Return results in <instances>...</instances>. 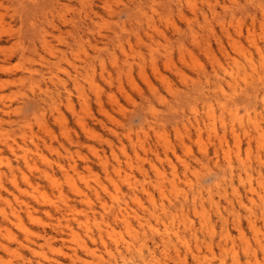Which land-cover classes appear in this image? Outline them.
Returning a JSON list of instances; mask_svg holds the SVG:
<instances>
[{
    "label": "rangeland",
    "instance_id": "rangeland-1",
    "mask_svg": "<svg viewBox=\"0 0 264 264\" xmlns=\"http://www.w3.org/2000/svg\"><path fill=\"white\" fill-rule=\"evenodd\" d=\"M21 1L23 3H20V0H3L0 6V168L3 170L0 175V186H2L1 190L8 199V202L0 199V264H17L22 255L30 258L29 260L32 259L34 264H59L58 261L63 264H101L97 261L96 255L103 253L105 256V253L103 252V245L98 239L95 242L88 240L89 238L84 232L85 229L79 227L76 221L72 220L74 228L88 242L90 248L94 249L96 255L78 247L77 255L79 256H71V258L62 251L71 253L74 243L69 241V238H67L68 241L62 240L57 234L59 227L56 225L58 220H60L61 225L66 222L61 215L64 210L60 211L63 200L67 199L72 203L75 214L83 218L86 214L90 215L93 208L98 212L101 211L100 204L102 202H107V206H115L116 202L113 201L115 194H121V200L125 197L129 210H134L144 220L145 218L148 219V222H142L144 228H140L138 220H142V218L131 217L138 234L146 233L147 245L151 246L152 241L157 239V235H152L147 225L159 226L162 229L165 224L170 223L171 219L172 224L179 227L181 235H186V238L189 239L191 247L187 251L185 246L181 243L178 244L179 241L172 236L171 244H168L169 253L164 264H184L181 262L183 259L186 264H197V260L189 252H195L196 249L194 247L195 241L189 236L188 228L190 226L196 227L197 229H194L200 239L198 241L202 242L209 241L207 228L200 225V217L193 214L192 211H188L186 206L182 207L183 210H181L179 201L184 192L190 197L191 188L197 187L198 184L202 190V200L206 212H208L205 214L207 218L209 216L208 225L214 228V237L217 238L221 230V219L217 215V212H220L227 218V227L232 232L235 241L239 243L237 229L232 223L234 214L239 213L243 229L251 245L256 249L257 262L250 264H263L262 250L256 246L246 224L247 207L256 209L259 200L256 193H254L252 203L247 200L244 184L250 181L255 187V192L264 193V147L257 150L256 144L253 142L251 149L247 151L245 138L241 136L240 157L243 162L247 163L246 169L241 168L240 164L237 163L235 155L232 156L234 171L241 173L242 179L233 175V186L238 189L239 195L245 201L246 206H242L238 203L230 183L224 182L220 187L214 185L216 179L225 174V170L222 172L225 167L222 155L219 154L216 157L213 152L214 143L218 140H216L217 135L214 134V136L212 135L213 132L204 130L200 140L197 141L195 135H185L182 128L181 135L184 142L181 143L178 140L179 136L175 135L171 123L174 121V115V119H178V116L183 115V113L190 115L194 105L200 107L201 92L207 88L208 84L215 82L214 70L221 76L223 75V67L231 66L236 69L238 66L239 71L237 73L241 75L245 72L246 75L243 78L238 76L235 85L233 84L236 91L231 100L237 109V116L242 114L241 124L238 118H234L233 122H235V128L240 134L243 132V128L249 125L246 119V106H248L247 100H250L249 97L252 95L250 89L252 84L254 85L259 81L260 76L264 75L263 69L259 66V53L251 40L258 42L264 56V26L263 29L260 28L262 25L258 22L261 20V15L257 13L255 31L251 36L252 38L248 37L246 29L247 26H250V18L244 10L251 7L253 1L264 3V0H235L234 4L229 0H195L196 7L200 8L197 10V14H193L191 9L183 5L184 16H180L176 12H168L164 4L165 0ZM104 1L106 3H103ZM151 4L156 8V13H153L155 14L153 21L156 29H150L149 33L143 32L142 28L133 29L138 17V8L145 7L148 11L149 8L146 6ZM211 7L215 8L214 14L211 13ZM201 9L206 11L205 19L201 16ZM231 12L234 14L233 22L228 23ZM221 19H225L227 22L226 27L230 36L238 41L241 49H244L241 50L243 54H240L236 49L234 50L229 44L227 35L220 26ZM236 21H239L241 33L237 32ZM84 23H88L90 26L86 31L83 29ZM189 24L196 30L201 43L208 46L207 50L189 42L186 34ZM173 25L178 26L185 34L178 38L179 35L174 32ZM77 30H79V34L83 33L82 42L77 40ZM136 30H138L139 38L135 37ZM41 34L48 39V47L39 43L37 37H40ZM215 35L221 38L225 49L236 56L238 65L228 59L225 51L218 47ZM181 39L185 44L184 59L179 58L180 48H178V44L181 43ZM151 49L155 53L152 52L151 54ZM245 55H250L253 65L246 60ZM167 57L171 59L170 65H166L164 62ZM86 59L91 63L95 62L96 69L93 75L79 81L81 85L79 91H83L82 93L87 98V102L82 104L83 102L78 96L79 91L74 84V77L76 68L80 67ZM96 59L103 61L104 68L99 67V61ZM198 62L201 63L197 64ZM152 65L156 66L161 76L153 70ZM175 68L179 69L181 73ZM96 70L101 71L97 72ZM237 73L235 72V75ZM167 83L170 84L171 91ZM119 85L121 89H119ZM46 90L53 92L55 96L58 92L60 93L59 113L65 123L62 126L53 118L45 106L49 96L46 94ZM96 90H101L99 101L95 98L97 97ZM225 90H228L227 92L232 91L226 85ZM113 97L115 100H111ZM41 106L45 107L43 119L46 125L40 126L36 119L30 116L31 128L21 129L16 121H20L23 115ZM99 106H102L104 110ZM219 113L220 108L216 107V114ZM223 113L222 116L228 122L230 120L228 113L226 111ZM77 116H80L89 126L88 128L93 130L91 134L82 130L78 124ZM258 117L260 123L264 125V113H258ZM140 123L143 124L144 130L138 132L137 125ZM128 124L133 125L131 129L133 140L136 141L137 136H139L140 140L144 141L145 149H142L136 141L135 152L125 134V128ZM112 128L116 129L119 135L114 134ZM158 130L166 133L168 141L166 147L155 141V131ZM216 131L218 135L222 133V128L218 122ZM77 138L81 141L80 144L73 142ZM226 139L230 147L234 148L228 128ZM109 141L113 143V150L121 160L123 167L120 175L114 174L112 180L106 176L104 169L99 164L100 162L96 159L97 156H102L107 159L109 165L114 163ZM122 143L125 152L121 149ZM203 146L207 148L206 155L202 151ZM24 149L27 150L29 162H35L31 168H28L19 158ZM31 149L32 153L29 152ZM67 150L69 153L66 152ZM38 153L42 155H38ZM66 154L73 156L72 158L75 159L80 172V175L74 174V181L81 189L80 197L66 185L67 182L63 180L55 167L54 162L64 158ZM124 154L128 156L129 164L125 162ZM6 161H9L11 165L13 164L14 173L8 172L5 165ZM85 162L91 164V171L85 169ZM141 166L145 171L141 170L140 172L138 167ZM52 168L55 170L53 175L62 185L64 197L59 196L58 190L48 183L47 178L43 177V173H52ZM109 170L111 169L109 168ZM127 172H130V176L135 180L134 194L120 178ZM158 172H162L164 178L159 179L161 175H158ZM22 173H26L31 180L26 181L22 178ZM12 175L14 182L11 181ZM223 176L228 178L229 175ZM172 180L178 185L176 186L179 187L177 190L175 186L171 185ZM157 182L163 186V194L158 191ZM115 183L118 184V189H115ZM141 188H145V190ZM208 189H210V194L213 197V204L219 207L216 212L215 205L209 203ZM134 195L137 196V199L133 198ZM85 196L90 197L89 202H86ZM26 205L32 206H30L33 211L32 216L25 212ZM160 205L167 211H162ZM154 208L160 215L158 219L148 213ZM169 213L174 214L173 218L171 216L166 217L170 215ZM182 213L189 220L182 216ZM4 214H7L10 220L4 218ZM13 214L20 216L19 218L22 220V224L27 227V231H23L15 223ZM68 214L71 217L70 212ZM163 214L165 215L163 216ZM107 216L105 219L107 222L109 221L108 224L113 225L115 230L122 234L121 236L128 238V233L123 232L122 224H114ZM144 223L146 224L144 225ZM184 223L187 224L186 229ZM260 225H262L261 221ZM44 231L54 235L49 244L45 243L41 237ZM106 240L107 243L112 244L110 239L106 238ZM202 242L199 244L200 251L206 254H202L204 256L202 260L206 258L204 260L218 264L221 255L218 253L216 244L211 245L212 255ZM174 244L175 246H173ZM5 245L9 246L10 250H6ZM176 249L179 256L176 254ZM144 250L146 249L144 248ZM183 255L184 257H182ZM239 257L241 264H244L245 256L242 251L239 252ZM230 258V255H226L228 264H232Z\"/></svg>",
    "mask_w": 264,
    "mask_h": 264
},
{
    "label": "bare ground",
    "instance_id": "bare-ground-1",
    "mask_svg": "<svg viewBox=\"0 0 264 264\" xmlns=\"http://www.w3.org/2000/svg\"><path fill=\"white\" fill-rule=\"evenodd\" d=\"M229 1L232 4L235 3V0H229ZM2 3H3V0H0V6L2 5ZM20 3H23V1L20 0ZM103 3H106V1H104ZM164 4H165V7L167 8L168 12H176L180 16H184L183 5L188 7V9H191L193 14H197V10L200 9V8L196 7L195 0H168V1L165 0ZM103 5H106V4H103ZM87 8H88V6H87ZM146 8H149V10L147 11L145 9V7L138 8L139 9V11L137 12L138 13L137 14L138 17L135 20L136 21L135 26H134L135 28H133V29L142 28L143 32L145 31V33H149L150 29H152V30L156 29L154 21H153V18H154L153 15H155L153 13H156L155 12L156 8L152 4L146 6ZM210 10H211L212 14L215 13V8L214 7H211ZM244 11L248 14V16L250 18V26L249 27L247 26L246 33H247L248 37H251L253 32L255 31V22H256V19H257V17H256L257 13H260V15H261V20L258 22V24L262 25V26H260V25H258V26H260V28L263 29V26H264V3L253 1V5L251 7H249V8H246ZM87 14H88V12H87ZM85 15H86V13H85ZM233 15L234 14L231 12V14L229 16V19H228V23H232L233 22V18H234ZM201 16L204 19L206 18V11L203 10V9H201ZM95 18H96V16H95ZM235 19H237V18H235ZM238 20H240V19L238 18ZM226 24H227V22L225 21V19H221L220 26H221L222 31L225 32V34L227 35V39H228L229 44L231 45V47L234 50L236 49L241 54L242 53L241 50H244V49H241V47L238 44V41L234 37L230 36V34L228 33V28L226 27ZM132 25H134V24H132ZM235 25H236L237 30H238L237 32L241 33V26L239 24V21H236ZM95 26H97V25H95ZM173 26H174V32H176L179 35L178 38L180 37V35H184L185 34V32L183 33L178 26H175V25H173ZM231 26H232V24H231ZM88 27H90L89 24L88 23H84L83 29H85V31H86V29L88 30ZM186 34H187V39L189 40V42L191 44H193L195 46L198 45L197 47H201L203 50H207L208 46L206 44L201 43V41L198 39L196 30L190 24L188 26V31L186 32ZM82 35H83V33L79 34V30H77V36H78L77 40L82 42ZM135 35H136L135 37L139 38L138 30H136ZM151 36H152V33H151ZM151 36H150V38H151ZM38 38H39V43L42 46L48 47L49 41H48V39L46 38L45 35L41 34L40 37H37V39ZM263 38H264V29H263ZM215 39H216V42L218 44V47H220V49L225 51L226 57L228 59H231V61L235 62L238 65V63L236 62V56H233L232 54H230L229 51H227L225 49V46H224L223 41L221 40V38L219 36L215 35ZM180 42L181 43L178 44L179 45L178 48H180V50L178 49L179 50V55H180L179 58L181 57V59H184L183 53L185 51L183 49L185 48L184 47L185 44H184V41L182 39L180 40ZM251 43H253V45L256 47V49H257V51L259 53V59H260L259 66L264 71V61H263L264 60V56L262 54V50L260 49V46L258 45V42H255L254 40H251ZM151 50H152L151 51V54H152L153 49H151ZM238 52H236V53H238ZM153 53H155V52H153ZM210 53H209V55H210ZM207 54H208V52H207ZM197 59H196V61H197ZM216 59L218 60V58H216ZM86 60L80 67L76 68V75L74 77V84H75V87L78 89V91H79V88L81 87V85L79 84L80 79H83V78H86L88 76L93 75V73H94V71L96 69L95 62L91 63V62L88 61V59H86ZM97 60L98 59H96V61ZM246 60L251 65H253V60L251 59L250 55L246 56ZM98 61H99V63L98 62L97 63L99 65V67L101 69L104 68L103 61L101 59H99ZM164 62H165L166 65H170L172 63L170 57H167ZM200 63L198 62L197 64H200ZM152 64H153V62H152ZM152 66H153V70L157 71L156 66L155 65H152ZM198 68H200V67H198ZM175 70L179 71L181 73V71L179 69L175 68ZM98 71L100 72L101 70H98ZM222 71H223V75L220 76L218 74V72L216 70H214V72H213L214 74L213 75H214V78H215V82L213 84H208L207 88L204 91L201 92V97H199L200 98V104H201V105L199 104L200 107H197L196 105H194L192 107V109H193V111H191L192 113L189 112V113H191L190 115H188V114L184 115L185 113H183V115L178 116L179 118L177 117L178 119H174L175 118V115H174L173 116V120L174 121L171 123V127L173 128L174 132L176 133L175 135L179 136L178 140L181 143L184 142V138L181 135L182 134V132H181L182 128H183V131L185 132V135H188V136L195 135V139L197 141L200 140L201 135H202L204 130L205 131L207 130L209 132H213L212 135H214V134L217 135L216 140L217 139L218 140H217L216 143H214L213 152H214L216 157L219 156V154L222 155L223 164L225 165V167L222 169V172L225 170L224 171L225 174H227L229 176H228V178H225L223 176L225 174H223V175L221 174L222 176L219 179L218 178L216 179L214 185L215 186L217 185V186L220 187V185L222 183H224V182L230 183L232 185V190L234 191V193H235V195H236V197L238 199V203L240 205H242V206H246L243 197H241L239 195L240 193H239L238 189L233 186V177H234L233 175H237L238 177H240V179H242V178H241L240 171H236V170L234 171V168L232 167V164H233L232 156L235 155L234 157L236 158L237 163L240 164L241 168L246 169L247 163L243 162V159L240 157V148H241V142H242L241 136H243L245 138L246 150L247 151L251 149V146H252L253 142H255V144H256L255 146H256L257 150H259L260 148L264 147V125H262L260 123L259 117H258V113H262V114L264 113V75L260 76V79H259L258 82H256L254 85L252 84V87L250 89V92H251L252 95L250 97L247 96V97L250 98V100H247L248 101L247 102L248 106H246L247 107L246 119H247L249 125L243 128V132L241 131L242 132L241 134H243V135H241L237 131V129L235 128V122H233V121H234V118H238L239 119V123L241 124L240 119L242 117V114H241V116H239V114L237 116V112H236L237 109L235 108V104L232 103L231 98L233 97V94L235 95L236 88L234 86L235 85L234 83L236 82L237 77L241 76L243 78V77H245L246 74H245V72H243L241 75H240V73H237V71H239V67L238 66L236 67V69H233V67H231V66L230 67H223ZM235 72L237 73L236 75H235ZM160 76H161V74H160ZM163 80H164V78H163ZM93 83H94V81H93ZM225 85L228 86L230 89H232V91H231L232 93L231 92H227L228 90H225ZM167 86H168L169 90L171 91V86H170L169 83H167ZM232 86H234V87H232ZM118 87H119V89H121L120 85ZM96 88H97V86H96ZM100 91L96 90V93L94 92L97 95V97H95L97 99V101L100 100V95H99ZM153 91H154V89H153ZM245 91H246V89H245ZM82 92L79 91L78 92L79 93L78 96L83 102V103L82 102L81 103L84 104V103L87 102V98L84 95V93H82ZM46 94L49 95L47 97L48 100H47V102L45 104L46 108L48 109L50 114L53 116V118L61 124V126L64 125L65 124L64 120H63L62 116L59 113L60 93L59 92L57 94L55 93L56 94V96H55V95H53V92L47 91ZM251 97H253V98H251ZM243 98H244V96H243ZM111 100H115L114 97L111 98ZM194 103H196V102H194ZM99 107L102 110H104V108L102 106H99ZM216 107L220 108V113L219 114H216ZM259 107H260V109H258ZM43 110H45V107H42V106L40 108L33 109L30 112H28L27 114L23 115L22 118L20 119V121H16V122L18 123V125L20 126L21 129L24 128V130H25V128H31V117H32V118L36 119V121L39 123L40 126H45L46 122L43 119V115H44ZM225 111L228 113L227 115H229V117H230L229 118L230 120L228 122H226V119L222 116V113L225 112ZM260 117H261V115H260ZM77 121H78V124L80 125V127L82 128V130L84 132H86L88 134H91L93 132L92 129L88 128L89 126H87V124L84 122V120L80 116H77ZM217 122L219 123L220 127L222 128V133L220 135H218L217 131H216ZM132 128H133V125L128 124V126L125 128V130H126L125 134H126L128 140L130 141L131 145H133L135 152H136V146H137L136 141L138 142V145L141 146L142 149H145V146H144V143H143L144 141L140 140L139 136H137V140L136 141L133 140V138L131 136V129ZM227 128H228L230 136L232 138L233 147L234 148L230 147L229 143L227 142V139H226V130H227ZM112 129H113L112 131L114 132V134L119 135L118 134L119 132L116 131V129L115 130H114V128H112ZM137 129H138V132L139 131H143L144 130L143 124L140 123L139 125H137ZM27 132H28V130H27ZM144 134H145V131H144ZM165 134L166 133L164 131H162V132L159 131V130L155 131V141L157 143L161 144V145H164V147H166V145H168V141L166 139V135ZM25 137H27V136H25ZM22 140H24V139L22 138ZM119 140H120V137H119ZM73 142L77 143V144H78V142H79V144L81 143V141L78 138L74 139ZM109 144H110V148H111V154L114 157V163L109 165L107 159L103 158L102 156L101 157L97 156L96 159H98V161L100 162L99 164H101V167L104 169L106 176H108L109 179L112 180L114 174H116L117 176L120 175V172L122 171L123 167H122L121 160L119 159V157L115 154V152L113 150V143H111L109 141ZM35 145H37V144H35ZM25 146H26V144H25ZM200 146H201V143H200ZM12 147H10L11 150H13ZM123 147L124 146H123V143H122L121 144L122 151H123ZM25 148H28V147H25ZM36 150H37V148H36ZM202 151H203V153L205 155L208 152L207 148H205L204 146L202 147ZM29 152L32 153V149ZM66 152L69 153L68 150ZM123 152H125V151H123ZM13 153H15V152L13 151ZM38 155H42V154L38 153ZM72 157L70 155L66 154V156H64V158L58 159L54 163H55V167L57 168V170L60 173V175L63 178V180H65V182H67L66 185H68L69 188L75 194L79 195V197H80V195H81V189L79 188L80 186L78 187V185L74 181V174L77 173V175H80V172L78 171L79 169H78V166H77V163H76L75 159H73ZM19 158H21L23 160L22 163L24 162L25 165L28 168H31V165L35 164V162H33V163L29 162L26 149H24L23 153L21 155H19ZM125 158H126L125 162L127 164H129L128 156L125 155ZM34 160H35V158H34ZM5 165L7 166L8 172H10V173L13 172L14 173V171H13L14 169H13V166H12L13 164L11 165V163L9 161H6ZM26 166H25V168H26ZM84 167H85V169H88V170L91 171V164L85 162ZM109 168L111 170H109ZM138 168H140L139 169L140 172H141V170H144V168L142 166L138 167ZM52 169H53L52 173H50V174L49 173H43V177L47 178L49 180L48 183H50V185L53 188L58 190L59 196L64 197L62 195L63 194L62 185L59 182V180L53 175L55 170H54V168H52ZM26 170H27V168H26ZM36 170H37V168H36ZM43 170H44V168H43ZM50 170H51V168H50ZM2 172H3V170H2V168H0V175L2 174ZM29 172H31L30 169H29ZM158 175H161L159 177V179L164 178V174L162 172H158ZM22 178H24L26 181H30L31 180V178L26 173H22ZM120 178H121V180L123 182H125L126 185H128L129 189L132 192L136 189L135 188V180L130 176V172L125 173L124 175L120 176ZM11 179H12L11 180L12 182L15 181L13 175H12ZM114 180H113V182H114ZM171 182H172L171 183L172 186H175V187L178 186V185H176L174 180H172ZM114 185H115V189H118V187H119L118 184L115 183ZM31 187H33V186H31ZM244 187H245L246 198H247V200L250 203H252L254 201V193H256V195L258 197V200H259V203H258V206L256 207V209H252L251 207H247V209H246V219H247L246 224H247V226L250 229V232L252 234V237H253V239L255 241L256 246L259 247L262 250V253H263V262L262 263L264 264V231H262V228H264V193L261 194L260 192H257V191L255 192V187L250 181H248L247 184H244ZM1 188H2V186H0V199L3 200V201L8 202V199H7L6 195L2 192ZM33 188H35V187H33ZM177 188H179V187H176V190H177ZM141 189L145 190V188H141ZM157 189H158V191L161 194H163V192H164L163 186L158 184V182H157ZM210 189L207 190L208 200H209V203L211 205H215V204H213V197L210 194ZM95 191H96V189H95ZM115 192L117 193V191H115ZM134 193L135 192H133V194ZM42 195H44V194H42ZM115 195L113 196V201H114V203L116 202L115 206L114 205L113 206L112 205L111 206H107L106 205L107 202L106 203L102 202L100 204L101 205V211L98 212V211H96V209L93 208L91 210L90 215L86 214L83 218H80V217H78L77 214H75V211L73 210L74 209V205H71L72 203H70L67 199L63 200L62 209L60 211L64 210V212H62L61 215L65 218L66 222L63 225H61L60 220H58L59 222H58V224L56 226L59 227V230H57V234L61 237L62 240H67L68 241L67 238H69L70 239L69 241H72L74 243V245L72 244L73 246L71 248V253H69L68 251L63 250L62 252L64 254H67L70 257L71 256H79V255H77L78 254L77 253V248L79 247V248H82L85 251H89V253L92 252L93 255H96L94 249H92V247L90 248L88 242L86 240H84L83 237L74 228V226L72 225V222H71L72 220L76 221V223H77V225H79V227H83V229H85L84 232H85L86 236L89 238L88 240H91L92 242H95L98 239V241H100V243L103 245V248H104L103 252L105 253V256L103 255V253H100V254L97 253L98 255H96L97 261L99 263H101V264H164L165 258H166V256L169 253L168 244H171V241H172L171 237L172 236L175 239H177V241H179L178 244L181 243V244H183L185 246L184 248H186L187 251L190 250L191 246L189 244V239L186 238V235H181L182 233L179 231V227L177 225L175 226L174 224H172L173 223L172 219L170 220V223L165 224L164 228H162V229L159 226H153V225H149L147 223L148 224L147 226H149V230L152 233V235H157V239H154L152 241V245L151 246L147 245L148 243H147L146 233L144 232L145 233L144 234V233L141 232L142 230L144 231V229H142L140 231L142 233V235H139L138 234V230L134 228V225H133V223L131 221V219H132L131 217L132 216H134V217H136L138 219H141L142 217H140L137 214V212H135L134 210H129L128 202L125 200V197L121 200V197H120L121 194L120 195L115 194ZM65 196H67V195L65 194ZM97 197H99V196H97ZM89 198H87L85 196L84 199H86V202H89ZM133 198L137 199V196L134 195ZM202 199H203L202 190H201V188H200V186L198 184L197 187L191 188L190 197H189V194L184 192L182 198L179 201V206H180L181 210H183L182 207L186 206L188 211H192L193 214L198 215L200 217V220H199L200 225L201 226H205L207 228V235L209 237V241H206V242L205 241H203V242L202 241H198L200 239L197 236V232L195 230V229H197L196 227L193 226L195 229L192 228V226H190V228H188L189 229V236L191 238H193V240L195 241L194 247L196 249L195 252L194 251H192V252L189 251V252L197 260V264H213L211 262H208L209 260L208 261L204 260L206 258H203V260H202V257H204L202 254H205V253H201V251H200V245L199 244L201 242L205 244V246L207 247V250L208 249L210 250V254L213 253V251H212L213 249H212L211 245L213 243L216 244L217 249H218V253L221 255V256L219 255L220 258L218 257L219 258V263L218 264H228L227 260H226V255H230V257H231L230 260L232 261V264H241L240 257H239V252L240 251H242L244 256H245L244 262L246 264H248V263L250 264V263H254V262L256 263L257 262L256 249H255V247H253L251 245V243H250V241H249V239L247 237V234L245 233V231L243 229V225H242V222L240 220V214L239 213L238 214H234V218L232 219V223L237 229V234H238V237H239V240H240L239 243H237L235 241V238H234L232 232L227 227V218L224 217L220 212H217V215L221 219V223L222 224H221V230H220V232H219V234L217 235V238H216V237H214V228H213V226L208 225L209 216L207 218V216L205 214V213H208V212H206L207 210L205 209V205H204V202H203ZM214 203H217V202L214 201ZM59 205H61V204H59ZM30 206L26 205L25 212L28 215L32 216V212L33 211L31 210L32 206L31 207ZM174 206H176V205H174ZM215 207H216V209H215V212H216V210L219 207H218V205H215ZM161 208H162V211H164V212L167 211V210L166 211L164 210L163 206H161ZM180 211H178V212H180ZM68 212H70L71 217L68 216L69 215ZM175 212H173V213L175 214ZM148 213L152 217L156 216V219H158L160 217L159 213L156 212L155 208L152 211L150 210V212H148ZM169 214H170L169 216L166 214L167 215L166 217H170L171 216V218H173L174 214H172V215H171V213H169ZM13 215L15 217V223L17 225H19L21 227V229H23V231H27L28 229H27V227L24 226V224H22V222H21L22 220L19 218L20 216H18L17 214H13ZM106 215H108L107 217L110 218L114 224H122L121 227H123V232L125 231V232L128 233V235H127L128 238H125V237L121 236L122 234H120V232H117L113 225L108 224L109 221L107 222V220L105 219ZM164 215L165 214H163V216ZM182 216L185 217V215H183V213H182ZM3 217L6 218V219H9L7 214H4ZM179 219L181 220V218H179ZM179 219H178V221L180 222ZM259 219H260L262 225H260ZM147 220L148 219H146V218H145V220L143 218H142V220H138L139 227L140 228H144L142 222H145V221L148 222ZM187 220H189V219H187ZM187 220H185V221H187ZM183 221H181V222H183ZM191 221H190V223H191ZM145 224L146 223H144V225ZM187 224H188V222H187ZM187 224L186 223L183 224L185 229H186ZM94 228H95V230H94ZM118 234H120V235H118ZM41 237L43 238L45 243L49 244L50 239L52 237H54V235L50 234L47 231H44L43 234H41ZM106 238L110 239L112 241V244L107 243ZM9 239H10V237H9ZM173 246H175V244ZM176 247H177V245H176ZM9 248H10L9 246L5 245V249L6 250H10ZM144 248L146 250H144ZM34 251L35 250L33 249V252ZM176 254L179 256V252L177 251V249H176ZM182 257H184V255ZM182 257H180V258H182ZM200 258H201V260H200ZM29 259L30 258L22 255V256H20V260L17 262V264H34V262L31 261L32 259L31 260H29ZM58 262H59V264H63L61 261H58ZM181 262L186 264V261L184 259L181 260ZM40 264H43V263H40Z\"/></svg>",
    "mask_w": 264,
    "mask_h": 264
}]
</instances>
